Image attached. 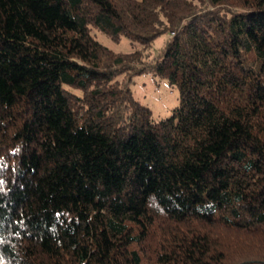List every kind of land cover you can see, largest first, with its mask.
Listing matches in <instances>:
<instances>
[{"label": "trees", "instance_id": "trees-1", "mask_svg": "<svg viewBox=\"0 0 264 264\" xmlns=\"http://www.w3.org/2000/svg\"><path fill=\"white\" fill-rule=\"evenodd\" d=\"M0 264H264V0H0Z\"/></svg>", "mask_w": 264, "mask_h": 264}, {"label": "rangeland", "instance_id": "rangeland-1", "mask_svg": "<svg viewBox=\"0 0 264 264\" xmlns=\"http://www.w3.org/2000/svg\"><path fill=\"white\" fill-rule=\"evenodd\" d=\"M96 38L115 52H128L132 50V42L125 36L118 41L112 40L106 35L96 31ZM168 34L156 36L148 48V57L156 56L162 48ZM132 93L136 100L146 105L156 119L166 117L172 108L178 104V90L171 85L165 76L154 73H143L133 77L131 85ZM78 93V91H75Z\"/></svg>", "mask_w": 264, "mask_h": 264}]
</instances>
